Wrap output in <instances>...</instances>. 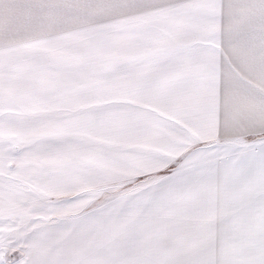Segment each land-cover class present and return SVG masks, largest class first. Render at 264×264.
I'll return each instance as SVG.
<instances>
[{"label":"snow or ice","instance_id":"1","mask_svg":"<svg viewBox=\"0 0 264 264\" xmlns=\"http://www.w3.org/2000/svg\"><path fill=\"white\" fill-rule=\"evenodd\" d=\"M0 264H264V0H0Z\"/></svg>","mask_w":264,"mask_h":264}]
</instances>
